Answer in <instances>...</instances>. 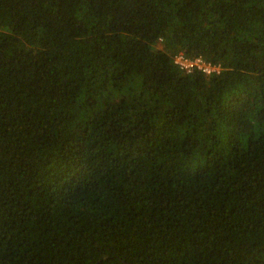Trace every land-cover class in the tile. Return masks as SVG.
<instances>
[{"label":"trees","instance_id":"trees-1","mask_svg":"<svg viewBox=\"0 0 264 264\" xmlns=\"http://www.w3.org/2000/svg\"><path fill=\"white\" fill-rule=\"evenodd\" d=\"M0 264H264V0H0Z\"/></svg>","mask_w":264,"mask_h":264},{"label":"built area","instance_id":"built-area-1","mask_svg":"<svg viewBox=\"0 0 264 264\" xmlns=\"http://www.w3.org/2000/svg\"><path fill=\"white\" fill-rule=\"evenodd\" d=\"M174 63L186 73L200 71L206 75H212L222 70L221 64L209 61L202 55H190L184 51L175 54Z\"/></svg>","mask_w":264,"mask_h":264}]
</instances>
